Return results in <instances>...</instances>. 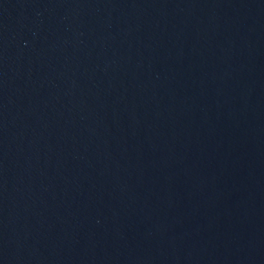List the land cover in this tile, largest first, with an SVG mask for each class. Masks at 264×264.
<instances>
[{"label":"water","instance_id":"obj_1","mask_svg":"<svg viewBox=\"0 0 264 264\" xmlns=\"http://www.w3.org/2000/svg\"><path fill=\"white\" fill-rule=\"evenodd\" d=\"M0 264H264V0H0Z\"/></svg>","mask_w":264,"mask_h":264}]
</instances>
